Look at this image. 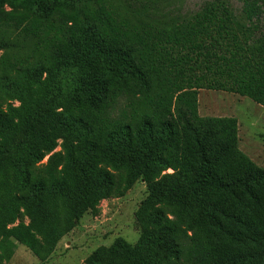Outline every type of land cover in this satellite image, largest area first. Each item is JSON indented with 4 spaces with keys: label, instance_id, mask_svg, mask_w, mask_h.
I'll list each match as a JSON object with an SVG mask.
<instances>
[{
    "label": "trees",
    "instance_id": "1",
    "mask_svg": "<svg viewBox=\"0 0 264 264\" xmlns=\"http://www.w3.org/2000/svg\"><path fill=\"white\" fill-rule=\"evenodd\" d=\"M124 1L0 0V264L138 181L136 242L84 264H264V167L198 112L202 89L264 109V0L168 23Z\"/></svg>",
    "mask_w": 264,
    "mask_h": 264
},
{
    "label": "rangeland",
    "instance_id": "2",
    "mask_svg": "<svg viewBox=\"0 0 264 264\" xmlns=\"http://www.w3.org/2000/svg\"><path fill=\"white\" fill-rule=\"evenodd\" d=\"M204 1L206 0H125L124 5L127 10L139 11L140 14L143 9L148 10L151 13L148 16L168 23L172 19L182 18L188 12L196 11ZM230 3L236 11L240 10L241 3L238 0H230ZM198 112L204 117H235L243 149L249 138L251 141L264 142L256 137L264 133V109L246 97L202 89L198 92ZM145 197L146 185L143 181H138L123 196L102 200L95 213L89 210L84 214L44 260L40 261L27 248L18 245L13 256L2 263L84 264L94 250L108 247L116 237L133 244L138 238L135 213ZM25 222L28 223V220L25 219Z\"/></svg>",
    "mask_w": 264,
    "mask_h": 264
},
{
    "label": "crops",
    "instance_id": "3",
    "mask_svg": "<svg viewBox=\"0 0 264 264\" xmlns=\"http://www.w3.org/2000/svg\"><path fill=\"white\" fill-rule=\"evenodd\" d=\"M257 138L264 140V133H260L256 135ZM238 138H239V130H238ZM249 142L246 140L245 147L248 151L242 148L239 138V148L245 154H247L257 165L264 167V142L260 143V140H253L251 141L250 138L248 139ZM253 143V144H252ZM254 154V155H253Z\"/></svg>",
    "mask_w": 264,
    "mask_h": 264
}]
</instances>
